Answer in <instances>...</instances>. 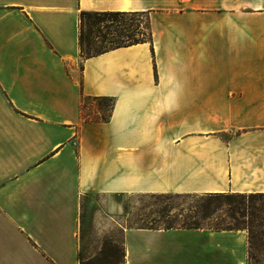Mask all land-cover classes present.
<instances>
[{
	"label": "crops",
	"instance_id": "crops-1",
	"mask_svg": "<svg viewBox=\"0 0 264 264\" xmlns=\"http://www.w3.org/2000/svg\"><path fill=\"white\" fill-rule=\"evenodd\" d=\"M82 10L144 12L151 41L83 56ZM209 192H264V0H0V264H80L93 195ZM121 248L247 264L239 229L128 227Z\"/></svg>",
	"mask_w": 264,
	"mask_h": 264
},
{
	"label": "trees",
	"instance_id": "trees-1",
	"mask_svg": "<svg viewBox=\"0 0 264 264\" xmlns=\"http://www.w3.org/2000/svg\"><path fill=\"white\" fill-rule=\"evenodd\" d=\"M125 16H136V18L124 20ZM86 21L89 24H86L85 30ZM100 23H103L104 30L99 26ZM94 37L100 38L98 43L93 42ZM146 41H151V32L147 14L144 12L82 10L79 13L78 43L83 56H93L116 47ZM104 101H109L111 105V99L105 98ZM105 118L102 114V119ZM158 195L168 200L177 197L188 199V207L185 210L177 208L174 212H169L170 207H168L170 209L165 208L161 211V215L153 219V222L157 224L139 227L215 230L245 228L249 243L248 258L258 262L252 254V244L253 240L264 238V192H209L183 195L162 193ZM257 203L259 206L256 205ZM206 221H212L211 225H207Z\"/></svg>",
	"mask_w": 264,
	"mask_h": 264
},
{
	"label": "rangeland",
	"instance_id": "rangeland-1",
	"mask_svg": "<svg viewBox=\"0 0 264 264\" xmlns=\"http://www.w3.org/2000/svg\"><path fill=\"white\" fill-rule=\"evenodd\" d=\"M130 18L135 19L136 16H125L124 20ZM86 24L89 23L87 21L84 23L85 30L87 29ZM99 26L103 29V23ZM93 39L94 43H98L100 38L94 37ZM103 103L108 109L110 102L103 101ZM102 113L107 115L104 109ZM116 199L120 205L117 213L107 212L108 205L105 198L93 195L82 202L78 255L80 264H122L121 232L123 228L155 225L157 223L153 222V219L161 215L162 210L165 208H171L169 212H174L177 208L185 210L189 202L188 199L181 197L168 200L159 197L158 194H124L117 196ZM256 205L259 206V203ZM97 211L100 212V216L95 219ZM211 222L206 221L205 223L211 225ZM239 230H243L246 235L247 264H264V238L253 240L252 254L258 259L256 263L248 258L247 230L245 228Z\"/></svg>",
	"mask_w": 264,
	"mask_h": 264
}]
</instances>
